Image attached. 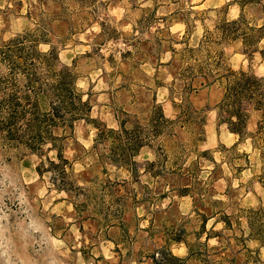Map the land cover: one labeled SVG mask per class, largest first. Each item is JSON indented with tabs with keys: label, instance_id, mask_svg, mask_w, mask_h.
Returning <instances> with one entry per match:
<instances>
[{
	"label": "rangeland",
	"instance_id": "1",
	"mask_svg": "<svg viewBox=\"0 0 264 264\" xmlns=\"http://www.w3.org/2000/svg\"><path fill=\"white\" fill-rule=\"evenodd\" d=\"M263 7L245 4L248 24L262 25ZM239 13L238 0H0V95L67 66L86 104L42 152L0 139V264H264L249 224L264 207L248 137L258 112L247 109L242 139L219 118L221 76L264 73L258 51L216 41ZM158 105L169 121L156 130ZM122 127L144 137L127 166L107 132ZM59 148L67 190L47 162Z\"/></svg>",
	"mask_w": 264,
	"mask_h": 264
},
{
	"label": "trees",
	"instance_id": "2",
	"mask_svg": "<svg viewBox=\"0 0 264 264\" xmlns=\"http://www.w3.org/2000/svg\"><path fill=\"white\" fill-rule=\"evenodd\" d=\"M253 0H238L240 13L237 18L222 19L214 27V35L217 43H227L240 40L243 53L252 56L258 51L261 58L264 52L258 49L259 41L264 37V21L262 25L248 24L244 15V6ZM264 9V7H263ZM207 34L206 42L210 41L213 35ZM200 47L203 42H200ZM196 51L195 49H189ZM51 53V52H50ZM197 69L200 76L208 78V72H204V67L200 65ZM193 69V67L188 68ZM68 67L64 66L54 74L51 81H42L34 73H26L23 78L25 89H13L0 95V139L8 142L20 140L24 146L35 152H42L44 143H53L54 136L52 130L59 124H71V120L79 113L75 110L86 106L80 101L78 94L73 89V77L70 76ZM224 78V92L219 104L220 120L227 125V129L238 135L241 139L246 133L247 109L250 108L258 112V120L255 131L248 135L252 141L253 148L262 151L263 166L259 176L264 186V73L257 74L253 70L229 71L221 76ZM5 83L12 84L11 78H6ZM47 100V103L45 101ZM164 117L160 105L156 106L150 113L148 122L158 130L160 123L168 122ZM123 126V125H122ZM111 135L116 134L111 154L117 158L118 165L127 166L130 154H134L142 145L144 140L143 131L137 128L126 130L122 127L120 131L109 129ZM102 135V132H100ZM55 146V145H54ZM57 162L48 160V165L57 169L54 174L61 185L58 188L66 189L67 174L61 166L67 162L63 158L61 149H56ZM115 160V159H114ZM130 168V167H129ZM132 171V169H130ZM40 173V170H39ZM249 224L254 231V238L259 244L264 246V207L257 208L250 212ZM162 252V250H160ZM169 260H180L171 253H166ZM168 264V263H164Z\"/></svg>",
	"mask_w": 264,
	"mask_h": 264
}]
</instances>
